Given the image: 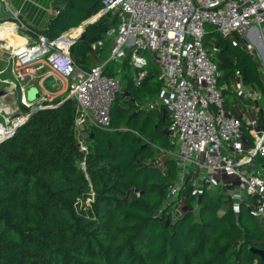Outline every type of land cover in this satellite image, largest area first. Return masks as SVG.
Listing matches in <instances>:
<instances>
[{
    "label": "trees",
    "instance_id": "16d2710c",
    "mask_svg": "<svg viewBox=\"0 0 264 264\" xmlns=\"http://www.w3.org/2000/svg\"><path fill=\"white\" fill-rule=\"evenodd\" d=\"M101 1L50 0L57 13L44 28L28 26L24 32L55 39L95 15ZM118 20L112 13L100 15L69 47L77 66L104 62L103 73L120 82L109 125L90 128L87 153L76 143L73 98L45 103L0 143V264H264V223L245 202L234 208L224 188L205 187L198 203L188 177L176 200L168 201L178 176L177 147L159 102L161 68L145 54L146 75L135 84L139 69L131 67L129 54L109 59L105 33ZM207 33L217 34L212 60L223 107L241 118L236 101L250 104L231 89L238 71L237 80L261 91L255 105L257 127L264 129L261 65L244 40ZM97 41L101 45L92 50ZM242 137H248L244 119ZM222 179L236 182L234 175Z\"/></svg>",
    "mask_w": 264,
    "mask_h": 264
},
{
    "label": "built area",
    "instance_id": "2783aa9c",
    "mask_svg": "<svg viewBox=\"0 0 264 264\" xmlns=\"http://www.w3.org/2000/svg\"><path fill=\"white\" fill-rule=\"evenodd\" d=\"M4 6L9 11L6 0H0V13ZM47 10L57 13L53 7ZM105 13L119 18L105 33L110 40L109 59L121 60L129 54V64L139 69L134 76L135 84L146 75L145 54L152 56L161 68L159 102L167 109L168 130L177 147L174 156L178 176L168 193V201L176 200L180 186L190 177L194 193L200 194L205 187H222L234 208L245 202L251 213L264 223V129L257 127L255 105L261 99V91L237 80L240 74L236 71L231 89L241 99L250 101L244 107L247 113L253 111L254 116L246 113L239 118L225 110L218 85L220 74L210 57L217 51L218 43L210 50L204 45L208 34L206 24L212 25L221 37L247 39L246 49L252 53L256 47L263 60L260 73L264 81V0H102L98 12L89 19ZM11 14L14 20L19 19V10ZM83 23L52 40L39 35L34 43L22 47L4 43L13 65L0 70V97L10 99L0 103L5 105L0 108V143L11 137L32 112L47 106L38 103V97L33 102L27 100L28 86L23 80L35 70L19 69L40 61L47 63L56 78L65 80L67 98L75 100L74 121L78 125L82 128L109 125V108L120 82L103 73L104 62L85 69L72 60L69 47ZM14 25L28 29L23 22ZM74 30L76 34L71 35ZM101 43L92 44V50ZM34 103L38 105L33 109L23 108ZM242 119L247 138L242 137ZM78 146L82 151L87 150L82 141H78ZM224 174L234 175L236 182L223 180Z\"/></svg>",
    "mask_w": 264,
    "mask_h": 264
},
{
    "label": "rangeland",
    "instance_id": "374dc122",
    "mask_svg": "<svg viewBox=\"0 0 264 264\" xmlns=\"http://www.w3.org/2000/svg\"><path fill=\"white\" fill-rule=\"evenodd\" d=\"M3 14H8V12L4 11ZM45 15L46 14H44V16ZM5 20H9V19H5ZM3 22L4 21H0V23H3ZM205 30H206V32H212V31L215 30V28L212 25L206 24L205 25ZM74 32L76 33V31H74ZM19 35H23V33L20 32ZM205 40H207V44L205 46H206V48H208L210 50V48L214 44H217V34H215V33L207 34V35H205ZM236 40L239 41V39H236ZM244 42H245V44L246 43L248 44V40L247 39L244 40ZM1 43L3 44L4 42H1ZM213 55L214 54L212 53L210 55V57L212 58ZM252 56L262 66L263 60L260 57L256 47L252 50ZM15 62H16V60H15ZM16 64H17V62H16ZM38 64L40 65V68L37 69ZM38 64L32 65V67L27 66L25 68H19L22 72L30 71L32 69L35 70L34 71V75L31 76V73H29L28 76L24 77L26 79L23 80L24 84L26 86H28L26 88L27 91L25 93L27 100L29 99L30 91L38 89V93H39L38 94V98H37L38 103L39 102H43V104L48 103L49 105L50 104H59V103H61L63 101V98L66 99L68 97V92L66 90L65 80L62 79V78L61 79L56 78L57 77L56 74L54 72H52L48 68L47 63L45 61H40ZM12 65H13V59H10L9 61L4 60V58H2V55L0 54V69L6 68V67H10L11 68ZM33 67H35V69ZM26 69H28V70H26ZM42 77L46 78V80L44 82L45 83L44 85H43V82L40 81ZM56 87H59V88H56ZM0 89H2L1 86H0ZM65 94H66V96L64 97ZM16 97H17V100H19V97H20V93L19 92L16 93ZM35 99L33 101H35ZM231 101H232V99H231ZM38 103H34L32 106L28 107L27 109H33L34 107H36L35 105H38ZM246 104H249V103L247 102ZM246 104L243 101H236V105L240 108V110L242 111L243 115H246V113L248 111V109L244 107V106H246ZM150 105L151 104L146 103V104H144V107L145 108H149ZM256 107H258V106L256 105ZM251 110H253V108H251ZM79 114H80V112H79ZM90 128H91L90 125H86V126H84L82 128V126H80V124L78 125V123L74 121V134H75L77 145H78V141H82L87 146V150L83 151L84 154L87 153V151H88V145H89L88 136H89ZM171 139H173V138L171 137ZM80 151H82V150L80 149ZM83 162H84V158L83 159L81 158L80 161H79V165L83 166ZM216 188L214 187V189H216ZM194 205H195V203H194ZM177 214H178V211H177L176 205H174V207H173V215H174V217Z\"/></svg>",
    "mask_w": 264,
    "mask_h": 264
},
{
    "label": "crops",
    "instance_id": "0c3cea01",
    "mask_svg": "<svg viewBox=\"0 0 264 264\" xmlns=\"http://www.w3.org/2000/svg\"><path fill=\"white\" fill-rule=\"evenodd\" d=\"M6 7H7V9H9V11H7L5 9V6H4V8H2V11L0 13V21H4L5 23L13 24V26H14L13 31L17 36V38H15V40H20L18 37L22 38L23 39V46L25 44L34 43L36 40V37L31 36L29 34H26L24 32L25 29L15 28L14 24L19 23V22H23L27 27L28 26H35L37 28H44L49 17H50V15L53 14V13L48 12V10H47V9L53 7L50 0H6ZM15 10H19V19L18 20H14L12 17V14H11V11H15ZM4 11H7L8 14H3ZM44 14H46V15L44 16ZM4 18L5 19H12V21L5 20ZM20 32L23 33V35H19ZM0 36L4 37L2 35H0ZM4 38H6V37H4ZM7 39L10 40L9 38H7ZM5 41L6 40H3L0 38V47H1L0 48V54L2 55V58H4V60L9 61L12 58L9 55L8 50H5L3 47L4 43H6ZM10 41L13 42V40H10ZM1 42H4V43L2 44ZM8 68L9 67H6V68L0 69V70H8ZM6 73H7V71L4 72L3 75H6ZM45 80H46V78H44V77H42L40 80L41 82H43V85L45 84L44 83ZM0 86L2 87V85H0ZM56 88H59V87H56ZM37 91H38V89H37ZM38 94L39 93L37 92L36 97H38ZM9 100H10L9 96L0 97V103L5 102V101L9 102Z\"/></svg>",
    "mask_w": 264,
    "mask_h": 264
},
{
    "label": "bare ground",
    "instance_id": "6f19581e",
    "mask_svg": "<svg viewBox=\"0 0 264 264\" xmlns=\"http://www.w3.org/2000/svg\"><path fill=\"white\" fill-rule=\"evenodd\" d=\"M13 27L14 26L11 23H5V24H3L0 27V35L4 36L6 38L1 37V36H0V38L3 39V40H6L5 41L6 42L5 44L9 43V44H11V45H13L15 47H22L23 46V39L20 38V37H18L20 40H15V38H17V36L14 33V31H13ZM74 31H76V30H74ZM74 31L71 33V35L72 34H76ZM7 38H9L10 40H13V42L10 41V40H8ZM2 107H5V105L4 104H0V108H2ZM7 107H9V106H7Z\"/></svg>",
    "mask_w": 264,
    "mask_h": 264
},
{
    "label": "water",
    "instance_id": "95a60500",
    "mask_svg": "<svg viewBox=\"0 0 264 264\" xmlns=\"http://www.w3.org/2000/svg\"><path fill=\"white\" fill-rule=\"evenodd\" d=\"M98 17H99V16H96V17H94V19H92V20L88 19V20L84 21V23H83L82 26H81V29H80V32H79L78 36L80 35V33L84 30V28H85L87 25L93 23ZM78 36H77V37H78ZM77 37H76V38H77ZM76 38H75V39H76ZM37 92H38L37 89H35V90H31L30 93H29V99H28V101L32 102V101L36 98V94H37ZM162 105H163V104H162ZM200 196H201V193L198 194V203H199V198H200ZM254 251H255L257 254H260L261 256H263V254H262L261 251H256V250H254Z\"/></svg>",
    "mask_w": 264,
    "mask_h": 264
}]
</instances>
